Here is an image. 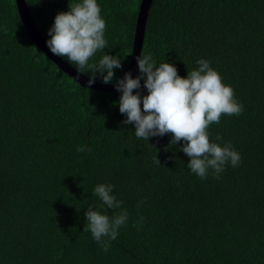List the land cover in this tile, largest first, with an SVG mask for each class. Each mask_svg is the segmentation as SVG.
Segmentation results:
<instances>
[{"label": "trees", "instance_id": "16d2710c", "mask_svg": "<svg viewBox=\"0 0 264 264\" xmlns=\"http://www.w3.org/2000/svg\"><path fill=\"white\" fill-rule=\"evenodd\" d=\"M81 2L26 0L46 42L55 16ZM142 2L97 0L106 48L83 70L59 58L103 83L94 65L118 56L117 83L130 72ZM141 54L182 78L207 60L232 87L242 113L207 131L240 154L237 167L202 179L184 141L137 138L121 93L81 84L37 45L17 0H0V264H264V0H152ZM144 79L134 94L147 95ZM98 184L114 186L120 208L102 204ZM90 207L128 213L107 252L84 231Z\"/></svg>", "mask_w": 264, "mask_h": 264}, {"label": "clouds", "instance_id": "9594fccd", "mask_svg": "<svg viewBox=\"0 0 264 264\" xmlns=\"http://www.w3.org/2000/svg\"><path fill=\"white\" fill-rule=\"evenodd\" d=\"M100 13L97 0L69 4V11L58 13L48 31L51 38L46 43L50 52L58 57H67L83 70L97 50H104L107 45L105 21ZM136 60L140 76L133 78L131 72H126L116 84L117 91L121 93L119 111L127 116L123 123L135 125V136L148 141L151 137L171 133L172 145L184 141L180 150L190 158L187 168L202 179L207 178L209 170L218 179L227 164L237 167L241 161L240 154L231 144L210 143L207 129L212 123L218 124L222 114L240 115L243 105L234 99V90L222 83L221 76L209 61L197 60L198 68L188 71L187 77L182 78L170 63L156 66L150 54H140ZM94 67L95 72L101 74L102 82L108 84L113 81L114 69L121 68L122 64L118 56L105 53ZM144 76L143 87L147 89V95L141 96L139 91L134 94V90L141 88V77ZM94 79L95 75L88 80L89 86ZM216 141H222V137L218 135ZM76 150L90 151L84 146H78ZM156 163L160 164L157 157ZM113 189L111 184H98L94 189L95 195L108 209L122 205V201L112 194ZM85 216L84 231H90L105 252L128 219L126 211L110 217L91 207ZM105 237L108 239H103Z\"/></svg>", "mask_w": 264, "mask_h": 264}, {"label": "water", "instance_id": "95a60500", "mask_svg": "<svg viewBox=\"0 0 264 264\" xmlns=\"http://www.w3.org/2000/svg\"><path fill=\"white\" fill-rule=\"evenodd\" d=\"M152 0H143L141 5V11L139 15V23L136 29L135 33V41H134V47H133V54H132V64L130 68L131 75L134 74V72L137 69L138 63L136 60V57L141 54L142 51V45L144 41L145 36V23L147 20V12L149 10L150 4ZM18 8L20 15L23 19V22L29 31V33L32 35L33 39L36 41L37 45L40 46L42 49H44L49 56L54 58L57 63L66 70L67 73H69L72 77H74L76 80H78L83 85H88V80L90 78L86 77L85 75L78 72L76 69H74L72 66L68 65L64 61H62L58 56H55L50 52V49L47 47L46 41L43 39V37L37 32L35 26L33 25L32 18L29 13V8L27 6L26 0H17ZM117 83L112 84H105L100 83L94 80V82L90 85V87H95L99 89H116Z\"/></svg>", "mask_w": 264, "mask_h": 264}]
</instances>
